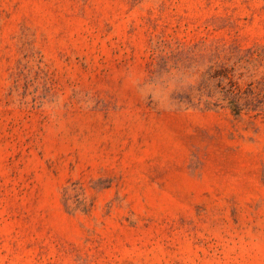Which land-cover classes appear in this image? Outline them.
Returning <instances> with one entry per match:
<instances>
[{"label": "rangeland", "instance_id": "obj_1", "mask_svg": "<svg viewBox=\"0 0 264 264\" xmlns=\"http://www.w3.org/2000/svg\"><path fill=\"white\" fill-rule=\"evenodd\" d=\"M0 264H264V0H0Z\"/></svg>", "mask_w": 264, "mask_h": 264}]
</instances>
